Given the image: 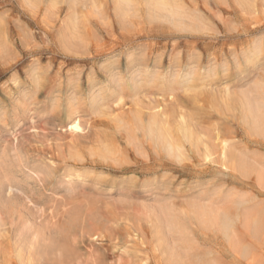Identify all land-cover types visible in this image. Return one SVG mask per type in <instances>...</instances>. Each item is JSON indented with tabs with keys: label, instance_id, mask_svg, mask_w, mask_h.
Instances as JSON below:
<instances>
[{
	"label": "rangeland",
	"instance_id": "1",
	"mask_svg": "<svg viewBox=\"0 0 264 264\" xmlns=\"http://www.w3.org/2000/svg\"><path fill=\"white\" fill-rule=\"evenodd\" d=\"M145 1L0 0V264H264V131L235 98L264 83V0H163L198 26ZM162 99L226 167L146 143L132 113Z\"/></svg>",
	"mask_w": 264,
	"mask_h": 264
},
{
	"label": "bare ground",
	"instance_id": "2",
	"mask_svg": "<svg viewBox=\"0 0 264 264\" xmlns=\"http://www.w3.org/2000/svg\"><path fill=\"white\" fill-rule=\"evenodd\" d=\"M121 1V0H120ZM125 1V0H124ZM122 0V2H120L121 4H119V6L117 7V10H119L122 14L124 11H126V5H128L127 3L128 0L126 2H124ZM240 2H242L243 4H246L248 5V0H238ZM119 2V1H118ZM146 5L147 6H150L151 7V12H153V14L151 13V17L152 18H159L161 13H163L162 11L163 10H170V11H167V14L171 15V18L173 17H178L181 21H182V24L181 25H184L186 24L185 21L187 18L190 19V24L194 25V26H198L202 23L201 19H200V16L198 17H192L195 16L194 13H187V14H183L182 12H179V11H171L172 9H170V7H168L167 5H165L164 1L163 0H157L155 1V3L153 4H150L149 5V0H146ZM117 3V2H116ZM152 3V2H151ZM171 4V3H170ZM169 4V5H170ZM150 11V10H149ZM148 11V12H149ZM174 12V13H173ZM197 12V11H196ZM177 13V14H176ZM176 15V16H175ZM178 15V16H177ZM162 17V16H161ZM175 18V19H176ZM179 20V22H180ZM205 23V22H204ZM206 25V23H205ZM205 27V26H204ZM80 37V36H79ZM127 58V57H126ZM130 58V57H129ZM132 61V60H131ZM139 61V60H138ZM140 64V63H139ZM128 65V64H127ZM132 65V64H131ZM128 68V67H127ZM131 69V72H130V81L133 83V85H135L136 82L140 81L138 76L141 75L140 73H143L145 74V72L147 71L146 70H143V68H139V70L137 71L138 68H130ZM129 70V69H128ZM128 72V71H127ZM126 72V73H127ZM142 73V75H143ZM149 73V71H148ZM113 75V74H112ZM115 77V76H114ZM113 77V81H120L121 79H124L125 77L124 76H117L118 78H114ZM146 78V77H145ZM188 78V77H187ZM156 79V78H155ZM261 79V78H260ZM126 81V80H125ZM149 81V80H148ZM127 82V81H126ZM260 82V81H259ZM116 83V82H115ZM250 83V82H249ZM117 84V83H116ZM170 84V83H168ZM245 84V83H244ZM102 85V84H101ZM119 85V84H118ZM166 85V84H165ZM258 85V84H257ZM116 86V85H115ZM246 86V85H245ZM258 87V88H257ZM103 88V87H102ZM118 88V87H116ZM240 88V87H239ZM101 89V88H100ZM110 89V88H109ZM134 89V88H133ZM136 89V87H135ZM229 90V88H228ZM132 91V90H131ZM134 91V90H133ZM132 91V92H133ZM226 91V90H225ZM224 91V92H225ZM100 92V91H99ZM113 92V91H112ZM138 92V91H137ZM222 92V91H221ZM94 94L92 95L93 96V101L97 100L96 97L98 96V93L97 91H94L93 92ZM116 94V92H114ZM134 94V92H133ZM137 93L135 92V95ZM221 94V93H220ZM219 94V96H220ZM224 94V93H223ZM231 94V92L229 91H226V95L225 97H229ZM237 96H235V98L237 97L239 103H240V106H241V121H242V124L244 125V127L246 128V130L250 133H258V132H263L264 131V83L263 84H260V86H254L252 89H242L241 91H239V93H236ZM254 95V97H253ZM112 96V95H111ZM109 96V97H111ZM218 96V97H219ZM108 97V96H107ZM118 97V96H115V98ZM143 97V96H142ZM223 98L222 96L219 98L218 101H221L223 104L227 105L228 103V100L226 98ZM92 98V97H91ZM101 98V96H100ZM144 98V97H143ZM146 98V97H145ZM234 98V97H233ZM104 99V98H103ZM107 99V98H105ZM117 99V98H116ZM120 99V98H119ZM136 99V98H135ZM142 99V98H141ZM148 99V98H147ZM216 99L213 97V100ZM232 99V98H231ZM111 100V98L109 99ZM115 100V99H114ZM145 100V99H144ZM143 100V101H144ZM152 100V99H151ZM234 100V99H233ZM103 101V100H102ZM113 101V100H112ZM116 101V100H115ZM141 101V100H140ZM139 101V103H140ZM148 101V100H147ZM163 101V99H162ZM231 101V100H230ZM237 101V102H238ZM120 102V101H119ZM138 102V101H136ZM118 103V102H117ZM135 103V102H133ZM236 104V102L234 103ZM113 105V104H112ZM216 105V104H215ZM230 105V103H229ZM133 106V104H132ZM131 106V107H132ZM139 106L142 107L141 104H139ZM145 106V105H144ZM143 106V107H144ZM232 106V105H231ZM237 106V104H236ZM214 107V105H213ZM238 107V106H237ZM119 108V107H118ZM123 108V107H122ZM216 108V107H215ZM229 109V106L227 107ZM120 109V108H119ZM146 111H145V110ZM239 109V108H237ZM233 110V109H231ZM131 111V110H130ZM144 111V112H143ZM235 112V111H233ZM115 113V112H113ZM121 113V112H120ZM124 113V112H123ZM218 114V113H217ZM114 115V114H113ZM112 115V116H113ZM127 115V114H126ZM130 115V114H129ZM146 115V117L144 116ZM131 116V115H130ZM132 116H133V119L135 121V124L137 125L138 127V130L141 132V134L139 133V135H143L145 138V141L146 143H148L149 145L151 146H154V147H157L158 150L162 151V152H165L167 156H173L175 159H181L183 158V154L181 153V150L180 148L181 147H184L182 146V141H185V142H188L194 149V151H196V154L198 155H206V156H209V155H212V148L213 146H211L212 142H213V145H218L219 148L221 149L220 150V157L222 159V165L224 167H226V164L228 163L229 164V160L233 159L235 157V155H232L231 152L229 151V144L226 142V140H221L220 136L219 135H216L217 137H214V135L209 138L207 137L206 135L202 134L201 132H197L196 130H194L195 128L194 127H191V126H188L190 124H181V122H179L181 125L178 126L179 130H180V136L181 137H175L173 135V131H172V128L170 127V125H168V121L170 119L168 113H167V109H166V106L164 105V101L163 102H157V103H153L152 102H149L147 104V106H145V108H139L137 110H135L133 113H132ZM74 117V116H73ZM114 117H116L114 115ZM113 117V118H114ZM144 117L146 118V120H144ZM127 118V117H126ZM121 119V118H120ZM181 121H183L182 123H186L185 122V115H181L180 117ZM237 119V117H236ZM112 120V119H111ZM117 120V119H116ZM123 120V119H122ZM115 121V120H114ZM204 121V120H203ZM117 122V121H116ZM205 122V121H204ZM237 123V122H236ZM145 124V125H144ZM134 128V127H133ZM68 129L71 130V131H74V132H80L81 131V125H80V119L78 117H74L71 119V122L68 124ZM136 129V128H135ZM135 132V131H134ZM137 133V131L135 132ZM219 133V132H218ZM130 136V135H129ZM136 137V136H135ZM138 138V137H137ZM142 139V140H143ZM181 140V142H180ZM143 141V142H145ZM131 143V142H130ZM136 143V142H135ZM139 143V142H138ZM142 143V141L140 142ZM132 144V143H131ZM134 144V143H133ZM184 145V143H183ZM189 145V146H190ZM131 146V145H130ZM134 146V145H133ZM143 146V145H142ZM186 146V145H185ZM127 147V146H126ZM125 147V148H126ZM132 147V146H131ZM137 147V146H136ZM187 147V146H186ZM191 147V148H192ZM139 148H141V146H139ZM188 148V147H187ZM217 149V147H215ZM122 150V148H120ZM120 149L119 151L116 150L120 153ZM130 149V148H129ZM128 149V150H129ZM134 149V147L132 148ZM146 149V148H145ZM148 149V148H147ZM116 150H114L116 152ZM127 150V149H126ZM135 150V149H134ZM151 150V149H150ZM148 149V151H150ZM183 152L185 153V149L183 148L182 149ZM101 151H103L104 153H107L108 150L106 149H102ZM123 151V150H122ZM131 151V150H130ZM147 151V153H148ZM154 150L152 149V152ZM158 151V152H159ZM189 151V150H188ZM217 151V150H216ZM126 152V151H125ZM151 152V151H150ZM149 152V153H150ZM123 153V152H122ZM142 153V152H141ZM146 153V151H145ZM146 153V154H147ZM155 153V152H154ZM188 153V152H187ZM191 153V152H190ZM117 154V153H116ZM186 154V153H185ZM195 154V153H194ZM215 154V153H214ZM123 155V154H122ZM128 155V154H125V156ZM152 155V154H151ZM154 155V154H153ZM150 156V157H153ZM158 155V154H156ZM187 155V154H186ZM149 156V154H148ZM155 156V155H154ZM146 157V155H145ZM159 157V156H158ZM147 158V157H146ZM197 158V157H196ZM150 159V158H149ZM230 160V161H231ZM153 163V162H152ZM235 164V163H233ZM144 165V164H143ZM242 165V164H241ZM142 166V165H141ZM235 167V166H234ZM243 167V166H242ZM238 168V167H237ZM246 168V167H245ZM165 169V168H164ZM241 169V168H240ZM244 170V169H243ZM246 170H249V169H246ZM242 172V171H241ZM246 172V171H245ZM11 183V182H10ZM14 185V184H12ZM8 187V186H7ZM12 188V186H11ZM10 188V189H11ZM14 188V187H13ZM11 191V190H10ZM7 196V195H6ZM236 203V202H235ZM242 212V211H241ZM246 214V213H245ZM261 217V216H260ZM253 221V220H252ZM255 225V224H254ZM221 228H222V231H223V234L228 236V234H230V223H229V220L227 219V217H224L222 222H221ZM261 226V223H259V225H256V229L259 228ZM264 226V225H263ZM261 232V231H260ZM231 236V235H230ZM1 247V246H0ZM8 248V247H7ZM6 248V249H7ZM7 251V250H6ZM5 252V251H3ZM2 252V254H3ZM21 252V250H20ZM6 253V252H5ZM9 252L7 251V254ZM19 253H16V255H18ZM11 256V255H10ZM19 257V255H18ZM3 262V261H2ZM6 261H4L5 263ZM13 264V263H11Z\"/></svg>",
	"mask_w": 264,
	"mask_h": 264
}]
</instances>
